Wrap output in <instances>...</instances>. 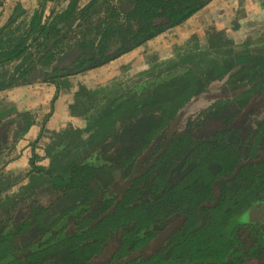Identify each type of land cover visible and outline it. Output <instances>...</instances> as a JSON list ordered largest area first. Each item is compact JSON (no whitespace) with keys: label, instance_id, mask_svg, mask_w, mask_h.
I'll list each match as a JSON object with an SVG mask.
<instances>
[{"label":"trees","instance_id":"obj_1","mask_svg":"<svg viewBox=\"0 0 264 264\" xmlns=\"http://www.w3.org/2000/svg\"><path fill=\"white\" fill-rule=\"evenodd\" d=\"M7 1L0 0V8ZM62 1L65 7L57 10ZM206 5L207 0H40L27 19V8L16 3L0 24V91L40 82L59 90L61 73L110 63ZM244 71L252 70L239 73ZM184 78L197 80L189 72H172L111 103L90 127L93 149L83 160L57 173L35 168L54 194L50 207L33 203V214L21 223L10 217L2 223L22 233L35 227L40 239L30 246L32 256L59 257L45 264H244L237 259L243 246L233 220L264 202V123L255 130L235 102H226L213 114L189 119L183 132L168 134L176 112L195 94L196 87H179ZM148 90L145 99L135 98ZM259 92L248 89L240 101ZM24 119L18 135L33 125ZM10 124L0 123V132ZM10 135L0 134V150L11 145ZM141 160L140 174L135 167ZM6 187L0 181V193ZM215 189L219 197L210 199ZM17 204L13 199L4 207ZM51 209L60 215L54 218ZM166 226L171 228L164 231ZM254 232L261 242L263 235ZM4 240L0 236V264H19L7 263L16 248Z\"/></svg>","mask_w":264,"mask_h":264},{"label":"rangeland","instance_id":"obj_2","mask_svg":"<svg viewBox=\"0 0 264 264\" xmlns=\"http://www.w3.org/2000/svg\"><path fill=\"white\" fill-rule=\"evenodd\" d=\"M87 1L89 0H81V4H85ZM39 2L40 0H8L0 8V24L3 25L10 18L16 3H22L23 7L27 8L25 17L30 19L33 11L38 9ZM244 2L245 0L239 4V8H231L227 6L231 5L230 0H227V5L223 2L222 5H218L211 12L213 17H219L218 19L224 21L223 26L228 28L229 33L224 29L216 33L213 20H210L211 23L207 24L209 19H197V21L204 23L205 28L200 29L202 32L198 34L199 36L188 34L187 39L181 42L179 47L176 46L174 52L169 50L164 52L162 56H158L156 55L157 52L153 51L151 47H143V50L132 56L126 64L120 67L119 65L113 67L107 63L97 67L100 69H88L59 78L57 80L59 90L55 83L48 82L49 85L40 90L35 86V83V85L31 84L0 91V123L3 121H5V124L11 123V130L7 132L5 129L0 132L1 135H10L19 123L23 124L21 126L23 127L27 122L24 115H27V119L33 121L30 129L34 125L42 124L46 126L47 121L53 118L57 110L61 111V116H66V119H69L68 122L66 120V127L60 132L61 136H57L56 139H54V136H48L56 142V151L54 150L52 153L53 157L48 167L37 166L40 161L34 158L32 164L23 174L17 175L15 170H12L13 172L6 171V163L18 159L19 153L22 154L28 148L30 150L38 147V143L42 145L39 146L40 150H43L51 141L40 140L39 138L36 141L34 139L35 142L32 140L25 143V146H23L22 139L30 129L26 133H21L20 136L15 135L10 139L11 146L0 156V181L3 187L6 185L12 187L0 195V203L8 196L21 200L20 206L31 202L29 196L36 197L37 201L44 204L50 202L51 191L42 183L38 185L37 181L39 182L43 175H36L35 170L41 168L57 173L72 166L78 160L81 161L86 158L93 149L91 145H93L94 129L90 127L99 119L103 111L118 98L131 95L135 92V89L152 83L155 85L154 82H157L160 77L166 74L189 72V75L197 78L193 81L184 78L185 81L179 85L181 89L185 87L184 84L196 88L195 94L188 96V101L176 112L178 123L173 129L174 133L179 132L189 119L195 118L219 100L222 101L223 98L227 97L233 100L235 97L234 90L245 92L253 87L264 86V0L258 1L259 9L255 5L244 7ZM66 3L67 1H62L58 4L57 10H62ZM204 15L207 18L210 16L209 12ZM238 19H242V22L240 23ZM164 39L166 41L168 38L165 37ZM165 41L163 39L156 41L154 46ZM170 55L172 56L169 58ZM138 57L143 59L137 63ZM244 58L246 60H243ZM244 68H250L252 71L250 73L244 71L240 74L239 71ZM91 70H94L91 73L95 74L88 78L87 82L84 81L85 84L70 83L71 80L80 78L79 75ZM254 72V76H247ZM224 87H226L227 93ZM75 90L76 92L73 94ZM150 93V90L141 92L137 96L135 95V98L143 100ZM61 94H63L62 97ZM258 94L255 101L260 102V105L255 110V113L258 112L257 115H254L256 121L264 117V96L262 91ZM34 95L46 98V103L28 106L25 101L32 100ZM226 95L227 97H225ZM22 97L28 98V100L23 101L20 99ZM140 113H137V115ZM45 130L46 128L43 129V131ZM2 177L5 179L4 181ZM35 178L37 179L35 180ZM10 179L12 183H10ZM28 181L30 182L26 184V187L29 188L31 184L36 185L23 191L22 185ZM22 198L26 199L22 201Z\"/></svg>","mask_w":264,"mask_h":264},{"label":"flooded vegetation","instance_id":"obj_3","mask_svg":"<svg viewBox=\"0 0 264 264\" xmlns=\"http://www.w3.org/2000/svg\"><path fill=\"white\" fill-rule=\"evenodd\" d=\"M176 27H178V26H176ZM169 30H171V29H169ZM169 30H167V31H169ZM162 34H160V35H162ZM160 35H158V36H160ZM183 56H186V55H183ZM40 83L44 84V82H40ZM55 85H57V84H55ZM19 87H21V86H19ZM263 87H264L263 85H260L258 87H253L252 89L255 91V93H257L259 91H262ZM224 89H225V92L227 93L226 87H224ZM234 92H235L234 93L235 97H234L233 100H230V98H228L227 95H226L225 97H227V98H223L222 101L219 100L218 102L215 103V105H212L208 109L202 111L197 116L199 117V116H205V115H209V114L215 113V109H216L217 105H219V103L223 104V103H226V102H228V103L235 102V104H236L235 106L241 110L242 114H244L242 116V118H246L247 117L249 119V123L253 125V128L255 130H257L259 128V125L262 122L264 123V117L261 120H259V121H256V119L254 118V117H256L254 115H257V113H258V112L255 113V110H257L258 106L260 105L259 104L260 102L255 101V98L258 97V96L257 95H253L254 97L251 96V98H249L248 100H246L244 102V101H240L241 100V94L243 93V91L240 92L239 90H234ZM262 93L264 95V91H262ZM177 123H178V121H177ZM177 123L174 126H176ZM22 125L23 124H20V123L17 124V126L15 127V129L12 131V133L10 135L11 138L15 137V135H17V136L21 135V134L18 135V131L20 130L19 128ZM185 125H186V123L184 124V127L181 130H179V132H183L185 130ZM6 127H7V132H8L9 129H10V126L6 125ZM247 127H248V125H247ZM206 131L209 132L210 134L214 133L213 130H202V132H206ZM171 133H174L173 128H171L168 131V134H171ZM246 133H247V131H246ZM246 133H244V135H246ZM199 134H200V130L197 133V135L199 136ZM6 136H7V138H9L8 135H6ZM7 146L10 147L11 145H7ZM6 149L0 150V156L4 153V151ZM144 162H145V160H141V161L138 162L137 166L135 167V169H136L135 172L136 173L137 172L140 173V174L143 173V171L140 168H142ZM147 168L149 169V165H148ZM34 173L36 175H41L42 174L41 172L39 174V172H36V171ZM44 177L42 178V181L41 180L39 182L37 181V183H38V185H41V183H42L43 185L47 186V188H49L50 191H51V187H49V185L44 182ZM118 177L120 178V176H118ZM36 179L37 178H35V180ZM29 182L30 181H28L27 183L22 185L23 191H26L24 189L29 190L30 187L33 188L36 185V184L35 185L31 184V186H29V188H28V187H26V184H28ZM226 186L229 187V188L231 187V184L229 183V181L226 183ZM11 187L12 186L10 185V187L4 188L0 194H3V192L9 190ZM39 188H40V186H39ZM29 197H31V198H29V199H31V200H29L31 202L27 203L26 205H23V206H20L21 205V200L14 199V200L18 201L17 206L8 207L7 206L8 204H7L4 207V204H6L9 200H13V197H9V196L6 197L3 201H1L2 203H0L1 207L3 206L2 208L0 207V236L5 238V240L3 241L4 243H8V244H12L13 243L15 248H16V252L10 254V256L6 259L7 263H12L14 261H19L20 262L19 264H36L39 261H41L40 264H45L46 261L51 262V261H53L55 259L57 260L59 258V257L56 258L54 256V254H56V253H50L48 255L43 256L42 258L37 257V256H32L34 248L33 247L30 248V246L32 244H36L37 242H39V239H40V238H38L40 236L35 234L36 233V231H34L35 227L31 228L30 231H28V232L22 233V232H18V227L19 226H8L9 223L2 224L4 221L9 219V217L12 219L10 221L18 222V224L21 223V221H23L25 218L30 217V215L33 214V209L34 208L30 207L31 205H33V203L34 204L40 203L41 205H44L46 207H50V205L52 203V199L54 197V194H52V191H51V195L49 196V199H51V201L47 202L46 204H44L43 202L37 201L36 197L35 198L33 196H29ZM218 197H219V193L216 191V189L209 196L210 199L218 198ZM9 203H12V202H9ZM262 206H264V202L257 203L251 209H249L243 215H241L238 219L233 220V221H235L236 226L238 227L236 235L239 236L240 242H242V244H243V245L242 244L238 245V246H241V247L243 246V251H241V255L238 256L237 259L243 260L244 264H263V260L264 259H262V258L264 256V225H263L264 224V219H260V220H257V221H245V219H244L245 216L249 212L257 210V209L261 208ZM53 211L56 212L54 218H56L58 215H60L59 214V210L56 211L54 209H51V212H53ZM200 219L202 221L203 217L200 218ZM169 225H172V224L169 223ZM169 228H171V227L170 226H166L164 228V231L169 230ZM70 231H71V229L63 230V234H65L67 232H70ZM253 231H255L254 232L255 234L257 232H259V234L263 235L262 236L263 240H261V242H260V239H257L256 236L252 237L251 232H253ZM54 236L61 237L62 234H59L58 232H55ZM3 242H1V243H3ZM43 244L44 243H42L40 245H43ZM260 244H261V246H260ZM255 245H256L257 248H259L258 246H260V248H259V250L255 251V252H252V249L254 248ZM25 248H27L28 251H26L25 253H21L20 249H25ZM260 249L263 250V252L260 251ZM247 254H249V256L245 257ZM115 264H119V263L115 262Z\"/></svg>","mask_w":264,"mask_h":264},{"label":"crops","instance_id":"obj_4","mask_svg":"<svg viewBox=\"0 0 264 264\" xmlns=\"http://www.w3.org/2000/svg\"><path fill=\"white\" fill-rule=\"evenodd\" d=\"M242 1L243 0H230L231 5H227V0H210L209 4L207 6H205V8H203L198 13H196L193 17H191L184 24H182V25H180L178 27H175V28L163 33L162 35H160V36H158V37L146 42L144 45L136 48L135 50H133V51H131V52H129V53L123 55V56H121L120 58L112 61L108 65H112L113 67L116 66V65H119V67H120V66L126 64L128 62V60L132 56H135L141 50H143L142 49L143 47L147 48L148 46L151 47V49H153V51L157 52L156 55H158V56H162L164 54V52H168L169 50L170 51L172 50V52H174V50L177 47L180 46L181 42H184L187 39V35L188 34L198 35L205 28L204 23L201 22V21H197V19H209L207 24H210L211 23L210 20L211 21L213 20V22H214L213 24H214V26H216V28H214L216 33L218 31L223 30V29L229 33L230 31L227 30L228 28H225L223 26V22L224 21H222V19H218L219 17L218 18L217 17L216 18L213 17L211 15V12L218 5H222L223 2H225L226 5L230 6L231 8L232 7L239 8V4ZM258 1L259 0H245L243 5H244V7L245 6L249 7L251 5H255L259 9L260 7H259V2ZM208 12H209V15H210L209 18H207L204 15V14H207ZM238 20H239L240 23L242 22V19H238ZM200 29H202V30H200ZM165 37L168 38L166 41L164 39ZM161 39H163L165 42H162L160 45L154 46V43L156 41L161 40ZM171 56L172 55H170L169 58ZM142 59L143 58L138 57L137 58V63L141 62ZM97 69H100V68H97ZM144 70H147V69H144ZM93 71L94 70H91V71H88L86 73H83V74L79 75L80 78L71 80L70 83L71 84H73V83H75V84H78V83L85 84L84 81L87 82L88 78H91V76H93L95 74V73H91ZM47 85H49V83H44V84L38 83L35 86H37L39 88V90H40V89H45V86H47ZM75 92H76V90L73 91V94ZM63 94H61V97L63 96ZM20 99H22L23 101L28 100V98H24V97H22ZM25 103L28 106H33V105H37V104H43V103H46V98H44L42 96H35L34 95L32 100L29 99V101H25ZM62 103H63V101H62ZM60 116H61V111L57 110L54 113L53 118L47 121L46 126H43L42 124L41 125H36V126L34 125L32 127V129H30L28 131V133L24 135V139H22L23 146H25V143H29L32 140L34 141V139H35V141L38 140L39 138H40V140L41 139L51 140L49 142V144H47V146L44 147L43 150H40L41 148L39 146H42V145L39 144V143H38V147L32 148L30 150L28 148L27 150L23 151L22 154L19 153L20 156L18 157V159L13 160V161L9 162L8 164L6 163L5 170L6 171H11V172H13L12 170H15L17 175L23 174L26 171V169L30 166V164H32L34 158H37L40 161L37 166H39V165L43 166V167L50 166L51 160H52V157H53L52 153L54 152V150L56 148V142H54L48 136H54V139L58 138L57 136H61L60 132L67 125L66 120H67V122L69 120V119H66V116H61V117ZM63 122H65V124H63ZM58 123H59V125H58ZM44 128H46L45 131H43ZM75 128H77V127H75ZM80 130H82V129H80ZM14 179H15V177H14ZM4 180L5 179L3 178V181ZM10 183H12L11 179H10Z\"/></svg>","mask_w":264,"mask_h":264},{"label":"water","instance_id":"obj_5","mask_svg":"<svg viewBox=\"0 0 264 264\" xmlns=\"http://www.w3.org/2000/svg\"><path fill=\"white\" fill-rule=\"evenodd\" d=\"M209 2V0H207V3ZM84 69L81 70H76V71H68V72H64L61 73L59 76L63 77V76H67V75H73L76 73H80L83 72ZM245 221H257L260 219H264V206H262L261 208L251 211L249 212L246 216H245Z\"/></svg>","mask_w":264,"mask_h":264}]
</instances>
